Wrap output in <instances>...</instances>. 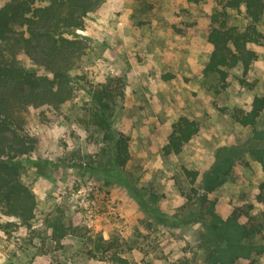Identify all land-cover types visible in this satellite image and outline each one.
<instances>
[{"label": "rangeland", "instance_id": "374dc122", "mask_svg": "<svg viewBox=\"0 0 264 264\" xmlns=\"http://www.w3.org/2000/svg\"><path fill=\"white\" fill-rule=\"evenodd\" d=\"M224 2L101 0L85 16L70 98L25 112L34 149L20 157L21 180L35 207L28 224L0 207V264H208L214 217L253 232L236 239L249 251L232 264H264V163L254 153L264 147V110L252 126L234 117L264 94V10L256 24L263 34L247 44L254 60L221 79L204 67L207 33ZM225 10L227 26L249 25L243 5ZM99 106L110 130L96 119ZM180 115L198 131L179 154L164 155ZM119 131L129 137L124 166L112 160L109 132ZM229 147L237 155L226 179L204 190L205 172ZM54 223L61 237L52 236Z\"/></svg>", "mask_w": 264, "mask_h": 264}, {"label": "trees", "instance_id": "16d2710c", "mask_svg": "<svg viewBox=\"0 0 264 264\" xmlns=\"http://www.w3.org/2000/svg\"><path fill=\"white\" fill-rule=\"evenodd\" d=\"M100 1L7 0L0 6V207L4 214L24 224H28L35 207L34 194L21 180L23 161L20 157L34 149V141L23 133L25 112L29 106H58L70 98V70L84 53L83 38L77 30L82 29L85 16ZM240 5L250 23L237 31L226 25L228 13L225 9H237ZM263 10V0H225L222 3L221 10L213 14V20L219 25L212 26L207 33L211 51L205 71L225 79L227 69L238 63L247 70L255 58L247 44L256 43L264 33V24L263 33L256 27L262 20ZM26 61L30 64L26 65ZM104 90L97 92L98 98L103 97ZM105 105L102 104L106 109ZM105 109L96 107V119L100 126L105 124V129L110 130L109 113ZM263 110L264 94L256 95L249 110L236 112L234 117L241 125L252 126ZM197 131L196 120L180 115L171 125L162 146L163 154H179ZM109 133L113 140L112 160L118 166H124L130 158L129 137L120 131ZM254 153L264 163V147ZM236 155L233 147L220 149L216 164L204 174V190L211 191L224 182ZM183 170L195 177L194 172ZM213 219L205 236L206 243L213 245L208 264H232L238 255L248 254V246L235 241L249 237L253 232L234 221ZM52 236H62L56 223L52 224Z\"/></svg>", "mask_w": 264, "mask_h": 264}]
</instances>
